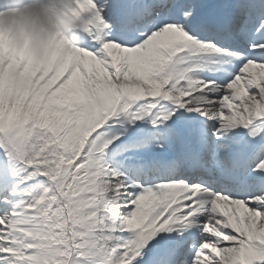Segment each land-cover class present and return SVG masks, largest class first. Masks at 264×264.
I'll return each instance as SVG.
<instances>
[{
	"label": "snow or ice",
	"instance_id": "6c2138e0",
	"mask_svg": "<svg viewBox=\"0 0 264 264\" xmlns=\"http://www.w3.org/2000/svg\"><path fill=\"white\" fill-rule=\"evenodd\" d=\"M0 264H264V0H0Z\"/></svg>",
	"mask_w": 264,
	"mask_h": 264
}]
</instances>
